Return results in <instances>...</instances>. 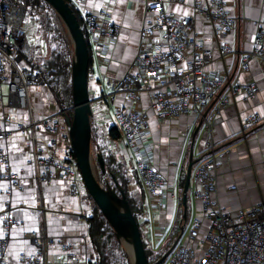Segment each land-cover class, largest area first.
Wrapping results in <instances>:
<instances>
[{
    "label": "built area",
    "instance_id": "2783aa9c",
    "mask_svg": "<svg viewBox=\"0 0 264 264\" xmlns=\"http://www.w3.org/2000/svg\"><path fill=\"white\" fill-rule=\"evenodd\" d=\"M70 1L78 9L84 4V0ZM25 3V0H0V105L5 109L0 114V142H6L13 134L26 141L25 161L32 169L39 206L34 212L35 226L22 229V221L16 217L11 200L14 192L23 191L22 178L11 169L8 150L0 147V169H3L0 172L3 186L0 187V264H9L12 231L19 228L20 238L27 246L19 250L17 264H52L49 255L52 246L58 249L53 257L58 264H95L79 254L75 243L66 242L47 230L44 186L64 181L70 194L85 198L88 193L72 153L69 126L65 122L68 109L38 117L33 111L31 90L42 87L43 81L24 64L19 54L26 34L34 31L32 23H28ZM190 6L191 12L185 16L166 10L163 0H149L145 5L148 19L139 29L136 55L122 75L108 81L107 90L92 100L106 101L113 106L119 138L129 147L132 167L149 198L145 210L164 209L172 189L155 163V148L144 109H149L157 120L181 115L201 117L224 81V74L207 68L208 65L234 52L227 36L235 26V16L227 1L192 0ZM197 17L209 26L214 45L197 34ZM83 19L94 60L99 58L102 63H109L119 26L106 8L83 13ZM261 35L262 31L252 49L240 55V66L247 69L250 61L256 60L264 76ZM33 42L38 44V38L34 37ZM234 92L251 98L257 94L258 86L241 84ZM119 97L121 100L117 101ZM142 97L148 99L145 108L139 107ZM226 102V98L221 99L215 111ZM215 111L206 114L202 122L206 132L205 149L210 153L190 174V180L199 185L194 194L199 214L193 215L187 226L183 219L179 221L178 227L183 232L160 264H264V199L228 211L216 198L218 162L225 153L215 149ZM256 118L245 120L243 127ZM170 229L171 223H162L158 240H165ZM87 241L85 234L81 242Z\"/></svg>",
    "mask_w": 264,
    "mask_h": 264
},
{
    "label": "crops",
    "instance_id": "0c3cea01",
    "mask_svg": "<svg viewBox=\"0 0 264 264\" xmlns=\"http://www.w3.org/2000/svg\"><path fill=\"white\" fill-rule=\"evenodd\" d=\"M149 0H84L80 8L82 14L96 11L100 8L109 10L111 19L119 26L117 41L110 51L111 61L102 63L99 58L93 60L89 73L88 87L91 98L107 90V82L119 77L132 61L138 49L139 29L147 22L145 4ZM235 16V26L227 36L232 54L223 59H215L207 68L224 74V81L217 94L210 98L207 108L213 113L219 106L220 100L227 99L224 107L215 111L213 139L216 150L225 153L219 160L216 185L218 204L225 210L234 211L264 199V76L260 72L259 63L251 60L247 69L240 66V55L250 51L254 40L262 31L261 39L264 44V0H226ZM192 0H163L166 10L179 15L190 14ZM197 34L209 45L214 40L208 25L200 18L196 19ZM255 83L258 92L251 98L242 97L235 91L238 85ZM32 105L35 116L57 112L47 89L35 87L32 89ZM121 97L117 99L120 101ZM148 106L147 97H142L139 107ZM211 106V107H210ZM90 121L96 127L98 140L103 143L130 179L128 190L140 192L143 195L141 215L139 217L141 236L148 245H155L158 231L162 223H172L178 197V181L180 168L188 160L192 146V159H199L206 151L204 142L206 132L201 126L194 135L199 117L181 115L167 120H157L149 109L145 108L148 116L149 129L155 148V163L171 184V195L166 200V206L161 210L151 211L149 198L141 189L140 182L132 167L129 147L120 138H111L107 129L114 123L113 106L106 102L90 104ZM5 109L0 105V114ZM10 113H14L10 110ZM257 117L253 122L243 127L245 120ZM10 154L11 169L20 174L23 191L14 192L12 208L16 217L22 221V229L35 226L34 212L39 204L35 198V183L32 179V169L26 164V141L18 134H13L6 142H0ZM234 187V188H232ZM199 185L190 180L188 187L189 208L191 216L199 214V206L194 194ZM47 230L49 234L61 237L66 242L75 243L79 254L92 257L89 241L81 242L87 229L86 217L90 214L91 205L80 195L69 193L66 182L54 181L43 187ZM20 229L12 231L9 243V264H17L19 250L27 243L20 238ZM86 239L88 240L87 234ZM154 248V247H153ZM58 253L57 247L50 248L52 264H58L53 257Z\"/></svg>",
    "mask_w": 264,
    "mask_h": 264
},
{
    "label": "trees",
    "instance_id": "16d2710c",
    "mask_svg": "<svg viewBox=\"0 0 264 264\" xmlns=\"http://www.w3.org/2000/svg\"><path fill=\"white\" fill-rule=\"evenodd\" d=\"M65 1L69 3L86 41L88 51L87 79H89L93 55L84 26L83 14L69 0ZM25 2L27 17L32 21L35 28L34 35L43 41L45 51L42 53L40 47L34 44L31 38H28L25 39L19 50V54L24 64L29 66L31 71L39 74L43 81V86L47 89L53 100V104L59 110L72 108L71 68L73 64V50L69 46L62 24L56 12L45 0H25ZM68 115L70 116V114ZM90 128V145L92 144L95 155L100 154L102 156L105 166L104 172L97 166L99 172L98 181L101 187H114L117 188L116 190L114 189L115 191H118V193L120 191L125 195L129 209L140 228L139 217L141 215L143 195L140 192L133 193L128 190L130 179L127 174L121 165L114 160L109 153V149L98 140L99 134L96 132V127L93 126L91 121ZM107 134L111 138L119 137V132L114 125L108 128ZM186 165L187 161H184L180 168L175 217L164 245L160 249H154L143 242L148 264L155 263L162 256L164 247L167 250L171 246L178 235V223L182 215H185V222H188L190 219L187 218L190 207L188 194L185 208L181 205V190L184 183ZM193 167L194 165L191 168L193 169ZM86 222V234L89 239L91 252L93 253L90 258L93 260L92 262L95 264H131L123 245L95 205H91L90 214L86 217Z\"/></svg>",
    "mask_w": 264,
    "mask_h": 264
},
{
    "label": "water",
    "instance_id": "95a60500",
    "mask_svg": "<svg viewBox=\"0 0 264 264\" xmlns=\"http://www.w3.org/2000/svg\"><path fill=\"white\" fill-rule=\"evenodd\" d=\"M63 23L67 35L73 46V64L71 68V93H72V115L71 119L65 117V122L69 126V137L72 147V153L75 158L76 166L79 170L82 182L87 190V193L92 198L96 207L104 217L105 221L115 232L116 237L123 245L128 259L131 264H148L143 240L140 234L139 226L129 209L125 195L121 192L120 197L117 196L115 190L110 186L101 187L99 181L96 180L90 155V98L87 79L88 67V51L87 45L73 14L69 3L65 0H45ZM211 107V106H210ZM210 108H206L202 116L199 118L198 124L194 130V135L202 125L203 117L206 116ZM209 151L204 152L199 159H192V146L190 147L187 165L185 169L184 183L181 190V205L185 208L187 191L190 182L191 167L193 164L201 160ZM96 162L99 169L104 172L105 166L103 158L100 154H96ZM185 219V215H182ZM182 229L165 253L153 264H160L170 250L176 245L180 238ZM131 245L133 259H131L125 242Z\"/></svg>",
    "mask_w": 264,
    "mask_h": 264
},
{
    "label": "rangeland",
    "instance_id": "374dc122",
    "mask_svg": "<svg viewBox=\"0 0 264 264\" xmlns=\"http://www.w3.org/2000/svg\"><path fill=\"white\" fill-rule=\"evenodd\" d=\"M146 5V4H145ZM58 19H59V17H58ZM59 21L61 22V20L59 19ZM32 21L28 18V23H31ZM61 24H62V27H63V29H64V31H65V35H66V37H67V40H68V42H69V46L70 47H72L71 49L73 50V46H72V43H71V41H70V39H69V37H68V35H67V31H66V29H65V27H64V25H63V23L61 22ZM28 38H32V36H27L25 39H28ZM40 47L42 48V53L45 51V45H44V43H43V41H41L40 42ZM74 57V56H73ZM74 59V58H73ZM3 89H4V86H3ZM31 95H32V92H31ZM72 108H73V106H72ZM72 108H69L68 109V111H67V113H66V117H69V119H71V115H72ZM113 111V110H112ZM71 112V113H70ZM68 114H70V116L68 115ZM103 144V143H102ZM110 153V152H109ZM111 154V153H110ZM90 155H91V163H92V168H93V173H94V176H95V178H96V180L98 181V178H99V172H98V167L97 166H99L98 165V162H96V157H95V153H94V149H93V146H92V144L90 145ZM112 155V154H111ZM106 188V187H105ZM111 188H113V189H117V188H114V187H111ZM115 193L117 194V196H119L120 197V194H121V192L119 191V193H118V191H115ZM85 199H86V202H88L90 205H95V203L93 202V200H92V198L89 196V194H88V196L87 197H85ZM95 207H96V205H95ZM97 208V207H96ZM191 213H192V211H191V208H189V212H188V214H187V218L189 219L190 218V216H191ZM187 223L188 222H185V224H186V226H187ZM181 228V227H180ZM179 231H180V229H179ZM178 234H179V232H178ZM184 235L186 234V228L184 229V233H183ZM183 235V236H184ZM177 237V236H176ZM175 240V239H174ZM184 240V238H182L181 240H180V242H182ZM126 244V243H125ZM164 245V243H161V242H159V243H156L155 245H153V247H154V249H160L162 246ZM152 247V248H153ZM162 250V249H161ZM165 251H166V247H164V250H163V254L165 253ZM162 254V255H163ZM131 257V256H130Z\"/></svg>",
    "mask_w": 264,
    "mask_h": 264
},
{
    "label": "bare ground",
    "instance_id": "6f19581e",
    "mask_svg": "<svg viewBox=\"0 0 264 264\" xmlns=\"http://www.w3.org/2000/svg\"><path fill=\"white\" fill-rule=\"evenodd\" d=\"M197 31V30H196ZM125 242V241H124ZM126 246H127V250L129 252V255L131 256V259H133V254H132V250H131V245L128 242H125ZM95 258V257H94ZM95 260V259H94Z\"/></svg>",
    "mask_w": 264,
    "mask_h": 264
},
{
    "label": "snow or ice",
    "instance_id": "6c2138e0",
    "mask_svg": "<svg viewBox=\"0 0 264 264\" xmlns=\"http://www.w3.org/2000/svg\"><path fill=\"white\" fill-rule=\"evenodd\" d=\"M184 15L185 16H187L188 15V13L187 12H184ZM3 171V169H0V172H2ZM0 187H3L2 185H0Z\"/></svg>",
    "mask_w": 264,
    "mask_h": 264
}]
</instances>
